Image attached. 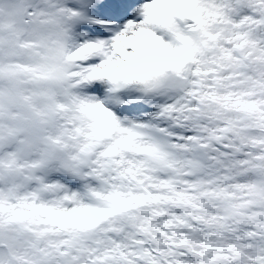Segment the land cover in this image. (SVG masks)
Here are the masks:
<instances>
[{
	"label": "snow or ice",
	"instance_id": "6c2138e0",
	"mask_svg": "<svg viewBox=\"0 0 264 264\" xmlns=\"http://www.w3.org/2000/svg\"><path fill=\"white\" fill-rule=\"evenodd\" d=\"M0 264H264V0H0Z\"/></svg>",
	"mask_w": 264,
	"mask_h": 264
}]
</instances>
